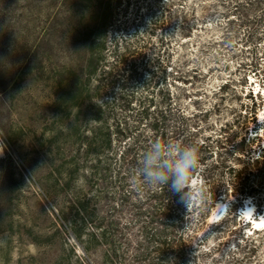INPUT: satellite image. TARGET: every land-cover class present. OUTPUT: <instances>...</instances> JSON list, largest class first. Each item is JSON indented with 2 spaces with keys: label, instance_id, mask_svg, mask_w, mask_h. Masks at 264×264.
<instances>
[{
  "label": "trees",
  "instance_id": "16d2710c",
  "mask_svg": "<svg viewBox=\"0 0 264 264\" xmlns=\"http://www.w3.org/2000/svg\"><path fill=\"white\" fill-rule=\"evenodd\" d=\"M181 1L76 0V82L68 86L76 89L74 208L76 243L83 249L82 255L76 252L77 264H89L88 257L95 258L94 264H210L208 231H202L221 194L232 189L237 199L258 198L264 207V154L257 156L253 139L243 132L249 121L244 126L236 121L238 132L226 125L216 139L200 142L199 122L204 120L186 114L173 92L179 79L173 41L192 39L201 29L196 16L191 18L196 8L185 10ZM217 1L227 19L225 40L256 49L264 41V0ZM174 12L177 16L169 22ZM52 21L48 48L57 32ZM239 30L246 31L243 37ZM256 55L253 70L261 65ZM47 69L50 80L62 87L53 65ZM230 87L226 82L215 95ZM215 112L217 105L201 115ZM178 139L199 147L195 174L203 173V206L193 211L168 188H149L141 180L143 156L153 141L173 144ZM209 161L212 169L204 170ZM232 161L242 167L230 165ZM223 225L217 223L216 230ZM30 261L54 263L46 252Z\"/></svg>",
  "mask_w": 264,
  "mask_h": 264
},
{
  "label": "rangeland",
  "instance_id": "374dc122",
  "mask_svg": "<svg viewBox=\"0 0 264 264\" xmlns=\"http://www.w3.org/2000/svg\"><path fill=\"white\" fill-rule=\"evenodd\" d=\"M179 4L185 10L196 8L191 18L196 16L201 27L192 39L178 37L172 45L179 71L173 92L186 114L204 120L199 122L198 140L216 139L226 125L238 132L234 123L244 126L248 120L243 132L253 139L257 156L263 155L264 106L259 105L264 99L257 92L264 89V41L255 49L236 39L225 40L227 19L217 0ZM176 16L170 14L168 21ZM51 21L57 32L48 48ZM245 32L237 34L243 37ZM256 52L259 70L252 68ZM48 63L64 82L62 87L50 80ZM72 81L76 82V0H0V264H32L30 258L44 252L53 264H77L76 252L83 254L76 243V89L68 86ZM226 82L231 84L227 93L216 96ZM215 105L218 112L201 115ZM207 163L202 168L211 170L213 162ZM202 177L199 172L190 181L194 202L189 211L203 206ZM254 199L248 202L259 219L264 207ZM220 200L230 210L202 231H208L207 250L212 249L209 263L264 264V231H251L252 225L239 215L247 200L237 199L232 189ZM6 229L13 232H3ZM88 261L96 262L93 257Z\"/></svg>",
  "mask_w": 264,
  "mask_h": 264
},
{
  "label": "clouds",
  "instance_id": "9594fccd",
  "mask_svg": "<svg viewBox=\"0 0 264 264\" xmlns=\"http://www.w3.org/2000/svg\"><path fill=\"white\" fill-rule=\"evenodd\" d=\"M199 167L200 152L195 143L185 145L183 142L171 144L153 141L143 156L142 184L149 188H168L178 197V202L190 210L194 202V197L189 192L190 181ZM219 207L223 211L230 210L227 205L221 204ZM252 210L254 209L246 208L244 211Z\"/></svg>",
  "mask_w": 264,
  "mask_h": 264
},
{
  "label": "bare ground",
  "instance_id": "6f19581e",
  "mask_svg": "<svg viewBox=\"0 0 264 264\" xmlns=\"http://www.w3.org/2000/svg\"><path fill=\"white\" fill-rule=\"evenodd\" d=\"M261 91L264 92V89H262ZM221 204L226 205V203L221 201V200L216 203L215 207L213 208V212L211 213L210 217L208 218V223H207L208 226L215 224V222H217L216 219H218L223 212L228 211V210L227 211L221 210V208L219 207V205H221ZM247 208H252L255 210L256 207L253 204H250V202H248ZM254 210L244 211L245 212L244 214L246 215L247 218H251V220L253 221L254 228H252L251 231H253L255 229V231L257 232V229H261L264 227V215H261V217L259 219H254V216H252ZM250 224L252 225V223H250Z\"/></svg>",
  "mask_w": 264,
  "mask_h": 264
}]
</instances>
